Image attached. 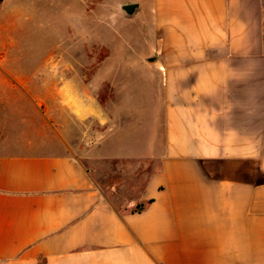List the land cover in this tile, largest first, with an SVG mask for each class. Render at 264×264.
Segmentation results:
<instances>
[{
    "label": "crops",
    "instance_id": "1",
    "mask_svg": "<svg viewBox=\"0 0 264 264\" xmlns=\"http://www.w3.org/2000/svg\"><path fill=\"white\" fill-rule=\"evenodd\" d=\"M117 3L156 56L133 67L143 106L100 110L89 158L159 162L127 202L146 208L116 211L77 159L18 143L0 152V264H264V0Z\"/></svg>",
    "mask_w": 264,
    "mask_h": 264
},
{
    "label": "rangeland",
    "instance_id": "2",
    "mask_svg": "<svg viewBox=\"0 0 264 264\" xmlns=\"http://www.w3.org/2000/svg\"><path fill=\"white\" fill-rule=\"evenodd\" d=\"M148 32L117 0H6L0 8V152L23 150L16 144L25 143L70 155L115 209H134L127 202L159 162L89 157L107 127L100 110L114 118L132 102L143 106L130 92L142 81L133 72L136 62L156 56ZM89 102L96 115L83 118Z\"/></svg>",
    "mask_w": 264,
    "mask_h": 264
},
{
    "label": "water",
    "instance_id": "3",
    "mask_svg": "<svg viewBox=\"0 0 264 264\" xmlns=\"http://www.w3.org/2000/svg\"><path fill=\"white\" fill-rule=\"evenodd\" d=\"M136 9H137V5L134 4L125 5L122 7V11L129 18H132L134 16Z\"/></svg>",
    "mask_w": 264,
    "mask_h": 264
},
{
    "label": "trees",
    "instance_id": "4",
    "mask_svg": "<svg viewBox=\"0 0 264 264\" xmlns=\"http://www.w3.org/2000/svg\"><path fill=\"white\" fill-rule=\"evenodd\" d=\"M2 1L3 0H0V3ZM145 208H146V204H139L134 209L131 210V213H139V212H142ZM116 211H118V210L116 209Z\"/></svg>",
    "mask_w": 264,
    "mask_h": 264
}]
</instances>
